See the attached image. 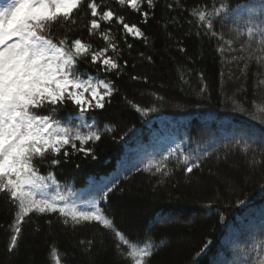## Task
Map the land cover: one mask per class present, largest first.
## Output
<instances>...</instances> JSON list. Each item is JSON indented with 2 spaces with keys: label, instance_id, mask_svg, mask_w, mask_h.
Wrapping results in <instances>:
<instances>
[{
  "label": "trees",
  "instance_id": "obj_1",
  "mask_svg": "<svg viewBox=\"0 0 264 264\" xmlns=\"http://www.w3.org/2000/svg\"><path fill=\"white\" fill-rule=\"evenodd\" d=\"M98 2L125 16L127 23L137 24L149 43L125 37L119 24L102 26L103 30L110 28L121 53L119 62L123 66L126 60L128 66L119 77L100 73L116 88L105 109L96 110L102 138L85 146L93 148L95 158L74 153L55 169L62 194L69 203L82 205L86 200H99L100 189L107 192L104 186L115 184L103 202V211L115 228L140 247L165 241L154 250L150 264H239L255 259L264 243V164L250 166L248 161L264 159V146L254 152L250 148L245 156L243 144L232 145L237 139L259 141L264 137V124L252 119L253 114L264 118L258 110L264 107V83H260L264 52L257 50L249 59L246 34L238 37L233 21L240 23L236 13L244 16L247 6L259 8L261 0H230L236 13L214 23L217 37L201 36L203 30L198 32L195 18L191 25L172 27L163 5L177 0H158L155 16L147 24L116 0ZM213 2L179 0L189 9L208 5L211 10ZM181 19H189L188 13L183 12ZM79 20L82 33L77 34L96 49L106 47L99 34L88 36L83 15ZM189 30L190 36L186 35ZM179 42L187 54L179 51ZM251 48H256L255 43ZM107 55L116 53L109 49ZM132 76L139 79L132 80ZM201 88L206 90L201 92ZM134 105L147 114L137 112ZM59 116L73 119L67 110ZM106 125L113 131H104ZM202 149L209 150V157L185 175L186 166L180 160ZM165 155L169 156L164 162L170 169L168 176L148 167ZM48 219L51 225L45 222ZM58 220L57 214L26 218L18 247L9 253L14 209L0 197V264H55L53 248L62 264H126L125 258H117L111 230L96 222H84L73 230Z\"/></svg>",
  "mask_w": 264,
  "mask_h": 264
},
{
  "label": "snow or ice",
  "instance_id": "obj_2",
  "mask_svg": "<svg viewBox=\"0 0 264 264\" xmlns=\"http://www.w3.org/2000/svg\"><path fill=\"white\" fill-rule=\"evenodd\" d=\"M116 2L137 13L147 24L155 16L158 0ZM163 7L169 13L172 27L179 29L184 23L191 25V18H195L198 21L197 30L202 29L200 35L204 37H217L214 23L228 20L232 13H236L230 0H214L211 10L208 5L191 9L182 7L179 0ZM183 12L188 13L189 19H181ZM81 15L87 20L84 30L88 36L99 34L106 47L96 49L82 34H77L82 33ZM236 15L240 20L238 24L233 21L237 36L246 34L249 59H252L253 52H264V0H261L259 8L247 6L244 16ZM113 23L121 26L125 37L132 36L149 43V38L137 24L127 23L125 16L110 7L105 8L98 0H0V197L14 209L7 248L9 253L18 247L22 225L32 215L57 214L58 222L65 228L71 226L73 230L84 222H96L114 233L117 258H125L126 264H150L154 250L165 243L161 240L160 245L148 243L140 247L115 228L113 219L103 211V202L115 190V184L111 187L105 185L107 192L100 189L99 200L94 198L77 205L68 202L53 174L57 167L70 161L74 153L95 158L93 148L85 146L102 138L97 127L96 110L105 109L116 92L112 81L102 78L100 73L105 77L109 73L119 77L128 66L126 60L123 66L119 62L121 53L110 35V28L102 29L103 25L111 26ZM241 28L246 29V33ZM168 35L171 36V33ZM186 35H192L191 31ZM227 43L231 45L232 41ZM253 43L256 48H251ZM127 47L131 49L133 45L129 43ZM109 49L116 56L107 55ZM179 51L187 54L182 42H179ZM240 51H245V44L241 45ZM147 59L149 62L152 60L151 57ZM247 66L245 63V68ZM131 79L139 78L132 76ZM205 90L200 89L201 92ZM134 107L142 115L147 114L145 109ZM62 110H67L73 119H61L59 113ZM258 110L264 113V107ZM252 119L264 124V118L255 114ZM104 131L111 132L113 129L106 125ZM241 144L242 154L246 156L250 148L254 152L256 147L264 146V137L259 141L251 137L248 140L237 139L232 147ZM194 151L193 156H183L180 160L186 166L185 175L200 168L201 161L210 155L208 149ZM168 159L169 156L165 155L159 163L150 162L148 167H154L156 173L163 172L164 176H168L170 169L164 163ZM248 163L259 166L264 164V159L253 158ZM228 179L230 183L234 182ZM45 222L52 224L51 219ZM84 243L80 241L81 245ZM92 243V240L88 241L89 246ZM206 248L207 244L200 254ZM248 255L251 257L250 253ZM51 257L55 264H62L55 248ZM239 264H264V243L259 246L255 259L241 260Z\"/></svg>",
  "mask_w": 264,
  "mask_h": 264
}]
</instances>
